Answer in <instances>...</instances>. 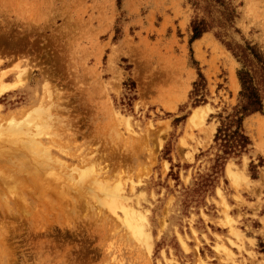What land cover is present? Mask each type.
Masks as SVG:
<instances>
[{"label": "rangeland", "instance_id": "374dc122", "mask_svg": "<svg viewBox=\"0 0 264 264\" xmlns=\"http://www.w3.org/2000/svg\"><path fill=\"white\" fill-rule=\"evenodd\" d=\"M231 3L226 40L264 53V0ZM202 15L191 0H0V264H264V114L215 174L240 64L213 30L189 44ZM33 108L45 131L23 123Z\"/></svg>", "mask_w": 264, "mask_h": 264}, {"label": "trees", "instance_id": "16d2710c", "mask_svg": "<svg viewBox=\"0 0 264 264\" xmlns=\"http://www.w3.org/2000/svg\"><path fill=\"white\" fill-rule=\"evenodd\" d=\"M196 9L201 10L202 16H195L191 21V36L189 44L199 39L203 33L213 30L215 37L232 54L240 67L236 71L240 90L238 101L231 107L230 111L223 109L218 113L219 124L213 137L215 148L214 162L215 174L224 169L230 158H239L248 152L251 145L250 137L244 130L243 121L253 113L264 114V101L262 92L264 91V53L256 44L244 40L243 43H232L226 40L228 34L227 26H232L236 17L231 0H204V5H200L198 0H191ZM221 8L223 11L218 10ZM219 12L220 16H213V12ZM215 29V31H214ZM237 31V29H236ZM192 53V49L190 48ZM194 63H197L194 61ZM193 88L189 97L195 107L200 102L205 101L206 79L203 73L197 68V79L193 82ZM179 119H175L178 121ZM251 170L255 165L250 164ZM254 173L256 171L254 170ZM255 178V174L252 175ZM263 245V244H262Z\"/></svg>", "mask_w": 264, "mask_h": 264}, {"label": "bare ground", "instance_id": "6f19581e", "mask_svg": "<svg viewBox=\"0 0 264 264\" xmlns=\"http://www.w3.org/2000/svg\"><path fill=\"white\" fill-rule=\"evenodd\" d=\"M237 82V81H236ZM236 82H235V84H236ZM36 108H39V106L38 107H36ZM198 108H200V107H196L194 110H193V113H192V115H191V118H190V120H195V119H199L200 117V114L198 115V113H197V109ZM33 110H34V112H29V114L27 115V117L25 118V119H23L22 121H23V123H25V124H28V125H30V124H34V125H37L39 128H40V130L41 129H43V128H41L42 127V125L43 124H38V123H36V121H35V118H36V116H35V114H33V113H35V109L33 108ZM37 110V109H36ZM39 110H41V108H39ZM38 111V110H37ZM36 111V112H37ZM38 113H39V111H38ZM46 113V112H45ZM38 119V121H41L39 118H37ZM46 119V118H45ZM202 119V118H201ZM189 120V121H190ZM13 121V120H12ZM11 121V119H10V125L8 126L9 127V129L10 130H12L13 132H18V131H20V128H22L21 127V125H19V124H17V123H14V122H12ZM196 121V120H195ZM41 126V127H40ZM46 127V125H43V127ZM35 130H36V133L35 134H37V131H38V129H36L35 128ZM39 130V131H40ZM44 130V129H43ZM38 131V132H39ZM42 131V130H41ZM40 131V132H41ZM45 131V130H44ZM34 134V133H33ZM48 134V133H47ZM39 134H37V136H38ZM35 136V135H34ZM28 138H30V137H27L26 139L27 140H29ZM24 139V138H23ZM26 139H24L22 142H24ZM31 139V138H30ZM20 140H21V138H20ZM26 140V141H27ZM33 140H34V138H33ZM31 142H33L32 141V139L30 140ZM36 141V140H35ZM36 142H38V140L36 141ZM29 142H26V144H28ZM13 144V143H12ZM40 144V143H39ZM41 145V144H40ZM32 146V145H31ZM37 146H38V144H37ZM42 147V146H41ZM38 148V147H37ZM43 148V147H42ZM32 149V148H31ZM45 149V148H44ZM38 150H41V148H39ZM46 150V149H45ZM44 150V151H45ZM32 151H34V150H32ZM35 152V151H34ZM43 152V151H42ZM46 152H47V150H46ZM37 153V152H36ZM44 153V152H43ZM41 154V153H40ZM48 154V153H47ZM47 154H43L44 156L45 155H47ZM42 155V154H41ZM49 155V154H48ZM46 157V159H49L48 158V156H45ZM51 159V158H50ZM37 163V162H36ZM94 166V165H93ZM90 167H92V166H90ZM84 168V167H83ZM80 169V168H79ZM97 172H99V170L97 171ZM226 172H227V175H229V177L230 178H235V173L232 171V170H230V168H229V166L227 165L226 166ZM94 173H95V171H94ZM84 174L82 173L81 174V176H83ZM92 175H94V174H92ZM98 175V174H97ZM96 179H97V177H96ZM95 179V180H96ZM96 181H99V180H96ZM115 191H116V188H113L112 190H110L109 192H108V195H109V197L111 198V202L113 203V201H112V198L114 197H116L117 195H116V193H115ZM117 203V202H116ZM121 222H122V224H124V226L126 227V229L133 235V236H135V237H137V238H141V237H143V231H142V229H141V226L138 224H136V223H134L132 220H131V218L129 217V214H128V211L127 210H124V217H123V219L121 218Z\"/></svg>", "mask_w": 264, "mask_h": 264}]
</instances>
